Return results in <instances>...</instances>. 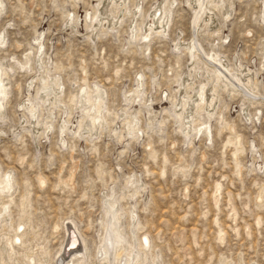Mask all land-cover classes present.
Wrapping results in <instances>:
<instances>
[{
    "label": "rangeland",
    "instance_id": "obj_1",
    "mask_svg": "<svg viewBox=\"0 0 264 264\" xmlns=\"http://www.w3.org/2000/svg\"><path fill=\"white\" fill-rule=\"evenodd\" d=\"M127 1V11L115 12L117 5L110 0H0V60L13 64L9 102L0 118V169L11 172L14 195L9 218L0 223V249L5 241L10 249L27 196L26 245L14 246L23 264L25 252L38 264H56L70 220L87 241L90 264H100L93 261L108 202L119 207L129 242H135V225L138 241L144 234L149 238L145 254L159 255L160 264H264V100L259 118L250 106L247 119L240 98L222 92L207 109L210 136L203 133L204 124L194 131L206 120L204 109L195 113L182 107L191 117L180 123L175 115L180 109L173 103L183 99L179 93L184 102L193 94L186 85L179 88L193 64L182 44L178 50L174 46L179 38H192L188 1L193 0H167L172 15L166 34H151L145 42L142 35L150 32L148 25L164 0ZM223 2L230 15L210 10L211 21L199 27L196 39L205 51H218L239 65L246 77L253 75L264 95V0ZM105 9L113 13L109 21L117 16L123 22L92 19ZM37 40L44 45L41 58L48 73L63 79L64 104L52 105V127L44 131V126L30 125L29 132L23 128L28 112L20 105L29 94L35 98L36 90L29 89L33 73L19 62L28 55L36 64ZM138 77L142 86L137 95ZM34 81L36 87L39 81ZM80 84L88 88L85 93L83 86L77 91ZM97 87L104 91L103 117L88 134L86 121L80 122L85 107L77 102L94 98ZM5 199L0 197V208Z\"/></svg>",
    "mask_w": 264,
    "mask_h": 264
},
{
    "label": "bare ground",
    "instance_id": "obj_2",
    "mask_svg": "<svg viewBox=\"0 0 264 264\" xmlns=\"http://www.w3.org/2000/svg\"><path fill=\"white\" fill-rule=\"evenodd\" d=\"M126 2L128 1L110 0L111 4H115L114 5L115 7L117 5L115 12L118 10L127 11L129 3L127 4ZM188 4L193 8L192 33L194 32L193 33L194 35L192 34V38H190L189 42H183V40L178 37L179 38V40L177 39L178 46H174V50H178V47H181L182 44L187 49L186 51H188L189 57L192 60L191 64L193 65L191 66V70L187 74L188 78L186 81L179 83V88L186 85L187 89L189 88L192 89L193 94L189 96L188 101L184 102V95L179 93V95L182 96L183 99H181L179 102L173 103L175 108L178 107L180 109L178 113L175 112V115L178 117L180 123L183 124L184 117L188 119L191 117V114L188 115L183 114L181 111L182 107L183 109H185L184 107H188L190 111L193 109L195 113L204 109L205 117L203 116L204 117L203 119L206 120L204 122L197 124L194 128V131L195 133L200 132L201 128L197 130V127L199 125L204 124L203 133L210 136L211 125L208 119L210 118L211 113L209 110L207 111V109L212 107L213 103L216 102L217 98L219 99L221 98L220 94L222 92H225L229 94L232 98L235 96L240 98L239 99L240 106L247 119L250 118L251 114L246 113L245 109H247L250 106L257 108L256 111L254 112V116L258 119L261 111L259 109V105L261 104V101L264 100L263 98L264 95L259 93L257 89L258 88L257 80L251 78L253 76L252 74L251 77L250 76L246 77L244 72L245 70L243 71L239 65L234 66L227 60H224L222 55L218 51H205L199 44L198 40L196 39L199 27H201L202 25L207 27L209 25V22L211 21L212 15L210 14V10H215V9L219 10L222 13H225V17H228L230 15L231 11L227 7V4L223 2V0L221 3L220 0H193V2L188 1ZM0 6H2V2H0ZM263 8H264V3H263ZM138 10H140V8H138ZM106 12H108L109 14ZM110 13H111L110 10L108 11V9H105L104 15L99 16L100 14L99 15L94 14L92 19L97 23L104 21L112 25L115 23L123 22L124 17L120 18L117 16H112L113 17L112 21H109L110 19L108 18L109 17L108 15L113 14ZM155 13L156 14L152 16L153 22L149 24L147 28L150 32H146L145 34L142 35V39H144V42L146 39L148 40V37L151 34L154 35L157 33L166 34L165 28L168 25L169 19L172 15L171 2L164 0L162 6L157 8ZM70 16H72V14H70ZM132 29L134 30L135 26H133ZM205 29L206 28H204L203 30ZM207 33L210 34L208 31ZM132 36H134V34ZM177 40L175 39V42ZM0 43H2V46H4L3 38H0ZM37 44L38 47L36 48L35 55L38 54V57L36 64L34 66L31 65L28 55H26L24 61L19 62L20 66L23 67L26 70V72L33 73L32 77H34V79L33 82L29 85V89L31 88L36 90L35 98H32V96L30 97L29 94L28 98H26V103H24L25 105L23 103L22 105H20L22 107H25V109L28 112V117L26 116L24 118V122L27 126L25 125L24 127L23 126L22 127L29 132L30 129H28V127H30V125L44 126V131L52 127L51 122L55 117L52 112V105H54L55 103L64 104V100H62L61 98L64 91L63 79L61 78V76L59 77L58 74L48 73L49 70L45 65L46 62L41 58L44 45L40 41H38ZM37 64L39 67L38 69H36ZM12 67H13L12 63L9 62L4 63L0 60V118H3L4 115V111L2 110L5 106L4 103L9 102L8 101L9 99L7 100V98L11 86L9 87L10 84L8 80L10 77L9 69H12ZM41 68H43L46 71L45 76L40 75L39 70ZM248 70H249L248 72L251 71L253 73L252 70L250 69ZM37 71L38 73L37 75H35ZM198 77L201 79H198ZM138 78L139 79L136 82L138 87L134 89V92L137 93V95L141 91V86H142V81L140 77ZM34 80L39 81L36 87ZM72 86H74V82H72ZM82 86L83 84L79 85V87L77 88L78 92L80 91ZM94 86H96V84H94ZM87 89L88 88H86V86H83L82 92L85 93ZM103 92L104 91H102L99 87H97L96 91L93 93V95L95 96L94 98H92L91 96L90 98H88V96H86V98L80 99L77 102L79 103L80 107L82 108L85 107L84 108L85 116L81 117L80 122H82V120L86 121L85 130L88 131V134H90V132H94L95 130H97V125H99L100 121L102 120L103 114L101 112V107H103L104 105L102 100ZM71 100L75 102V94H72ZM84 104L87 105L84 106ZM105 109H106V105H105ZM220 114L221 111L218 112V116ZM134 120H136V118H134ZM66 121H67L66 119L63 120L64 123H66ZM132 124H134V122H132ZM225 125L227 126V128L231 127L229 124H225ZM184 130L185 133L189 134V132L191 131L190 126L189 125L185 126ZM60 132L63 135L64 126L61 127ZM64 140H65L64 137H62L61 141ZM10 174H11L10 171L6 172V171H1L0 169V197L6 198L5 200L1 201L0 223H3L6 219L9 218V213H8L9 200L14 199L13 182H12V177H10ZM41 182H43V180H41ZM27 199H28L27 196H24L22 198L23 200L21 202L22 209L18 217V223L15 232L10 239V243H9L10 249L8 250L5 247L6 241L4 242V244H2L3 248L0 249V264H8L10 261L13 262V264H23L20 261V259L16 256L18 251L17 249H15L14 246L18 245L24 248L26 245V241L23 240V237L26 234L24 227H26L27 225L29 226L28 223L29 219L26 216V211H25L26 210L25 205L27 203ZM2 207L4 210L3 212H2ZM105 209H106V216H108V219H106L104 222V226H103L104 230L102 232V237L100 238L97 244L95 250V259L93 263L99 261L100 264H160L159 255H157L155 258H150L145 254V250L148 249L150 246L148 236L144 234V236L140 237L138 241L134 234L135 225H132L131 232L133 233L135 242L130 243L126 231L122 228L119 207L115 205L114 202H108L106 204ZM130 216L129 217L131 222L135 224L136 214L132 212ZM72 224L75 225L74 221L70 220L68 225H66V228H64L67 231V240L65 245L61 248L62 251L59 254V260L56 262V264H90L91 259L88 258L89 250H88L87 241L82 234H79L78 236L76 232L78 231V229L74 231V229L72 228ZM19 227L21 229H19ZM129 227H130V223H129ZM35 236L38 237L40 235L35 234ZM129 236L131 237V235ZM41 254L43 256L46 254L43 248L41 249ZM23 259L25 260V264L41 263V261H39L35 256H33L32 254H28L27 252H25Z\"/></svg>",
    "mask_w": 264,
    "mask_h": 264
}]
</instances>
